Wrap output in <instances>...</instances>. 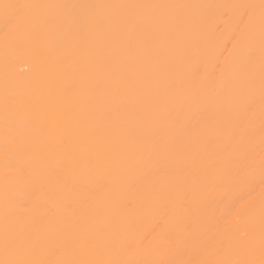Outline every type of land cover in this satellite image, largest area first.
Returning a JSON list of instances; mask_svg holds the SVG:
<instances>
[{"label":"bare ground","instance_id":"1","mask_svg":"<svg viewBox=\"0 0 264 264\" xmlns=\"http://www.w3.org/2000/svg\"><path fill=\"white\" fill-rule=\"evenodd\" d=\"M264 0H0V264H264Z\"/></svg>","mask_w":264,"mask_h":264},{"label":"rangeland","instance_id":"2","mask_svg":"<svg viewBox=\"0 0 264 264\" xmlns=\"http://www.w3.org/2000/svg\"><path fill=\"white\" fill-rule=\"evenodd\" d=\"M264 182V181H263Z\"/></svg>","mask_w":264,"mask_h":264}]
</instances>
